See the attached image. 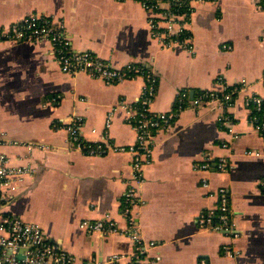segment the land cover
<instances>
[{
    "label": "crops",
    "instance_id": "obj_1",
    "mask_svg": "<svg viewBox=\"0 0 264 264\" xmlns=\"http://www.w3.org/2000/svg\"><path fill=\"white\" fill-rule=\"evenodd\" d=\"M261 1L197 3L188 23L191 51L163 47L151 35L152 13L137 0H0V25L33 13L48 15L63 23L76 50L92 51L116 67L130 61L151 66L159 77L155 111L174 108L182 91L192 98L203 89L224 91L247 80L226 110L188 108L156 132L153 161L144 167L134 210L143 239L157 244L149 250L151 264H264V139L245 103L253 92L264 96ZM143 85L142 77L108 84L84 72L65 73L45 41H0V154L11 165L33 169L15 182L3 212L38 223L78 261L133 252L126 235L80 227L85 219L106 217L127 225L123 195L132 155H89L71 147L66 124L81 115L83 137L102 140L106 116L114 109L109 138L120 145L135 142L126 106ZM223 113L233 121V132L220 123ZM208 155L214 159L210 170L194 168ZM220 157L229 159V170L217 167ZM221 186L230 192L237 238L201 228L197 221L202 211L217 212L218 199L209 191Z\"/></svg>",
    "mask_w": 264,
    "mask_h": 264
},
{
    "label": "built area",
    "instance_id": "obj_2",
    "mask_svg": "<svg viewBox=\"0 0 264 264\" xmlns=\"http://www.w3.org/2000/svg\"><path fill=\"white\" fill-rule=\"evenodd\" d=\"M152 13L149 17L151 35L163 47L182 45L193 50L192 33L188 23L197 3L209 0H137ZM259 5L264 8V0ZM45 41L50 43L55 59L63 72L76 74L84 72L92 77L100 78L108 84L123 80L142 77L144 85L137 99L126 106L127 121L136 130V140L129 145H120L109 138L114 109H111L105 121V136L102 140L87 141L83 137V117L75 114L66 124L70 146L84 151L89 155H101L110 151L129 152L132 155V175L123 195V212L127 219L125 227L119 226L110 217L81 221L80 227L89 233L101 232L108 235L122 234L129 237L134 249L130 254L114 253L105 261H97L93 257L78 261L77 258L57 242L50 239L43 228L36 222H27L16 216L6 214L2 206L9 203L16 189L15 182L25 175H30L33 169L24 166L11 165L4 154H0V264H116L122 258L130 260V264H151L149 250L157 244L155 241L143 239L134 210L139 205V185L142 182L144 167L153 161L156 142V132L170 127L180 113L188 108L219 107L226 110L234 102V97L246 89L247 80L224 91L203 89L192 98L187 91H182L177 97L174 108L168 111H155L152 108L156 97L159 77L149 65L130 61L123 67H116L109 61L100 58L89 50H76L66 33L63 23L55 22L50 16L33 13L9 25H0V41ZM224 47L228 48L227 45ZM230 47V46H229ZM249 119L255 130L264 139V96L253 92L245 100ZM220 123L227 125L233 132V121L223 113ZM237 135H234L236 138ZM16 143V142H14ZM43 146V145H42ZM224 146H227L225 143ZM247 154H259V151L247 150ZM212 157L206 156L201 162L194 164L196 169L210 170ZM217 167L222 171L230 169L228 158L220 157ZM203 185L209 187L204 179ZM264 185V180H263ZM209 195L218 199L217 212L202 211L197 217L201 228L223 232L237 238V225L232 217L230 192L226 187L210 190ZM227 254L233 253L231 247H225ZM155 260L160 257L155 256Z\"/></svg>",
    "mask_w": 264,
    "mask_h": 264
}]
</instances>
